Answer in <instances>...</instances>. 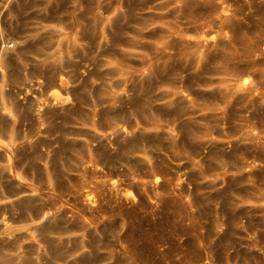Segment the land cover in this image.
I'll use <instances>...</instances> for the list:
<instances>
[{"label": "rangeland", "instance_id": "1", "mask_svg": "<svg viewBox=\"0 0 264 264\" xmlns=\"http://www.w3.org/2000/svg\"><path fill=\"white\" fill-rule=\"evenodd\" d=\"M1 37L0 264H264V0H0Z\"/></svg>", "mask_w": 264, "mask_h": 264}, {"label": "bare ground", "instance_id": "2", "mask_svg": "<svg viewBox=\"0 0 264 264\" xmlns=\"http://www.w3.org/2000/svg\"><path fill=\"white\" fill-rule=\"evenodd\" d=\"M12 42V43H11ZM16 42H17V40H16ZM15 42V40L13 41V39H12V41L11 40H7V39H3L2 37L0 38V45H1V47H0V61L3 63V65H4V67H5V65L7 64V62L8 61H10V60H8L9 59V57H11V55H13V56H17V58H18V54L22 51L19 47H18V45H17V43ZM21 50V51H20ZM24 52V51H23ZM23 54V53H22ZM20 57H21V55H20ZM6 63V64H5ZM9 63V62H8ZM56 70V69H55ZM83 71V70H82ZM4 72V71H3ZM1 73V72H0ZM5 73V72H4ZM2 75V74H1ZM5 74H3V76H4ZM0 79H1V76H0ZM67 80V79H66ZM2 81V80H1ZM3 85V84H2ZM35 85H37L39 88H40V86H42V85H45V86H47V88L49 87V88H51V90H50V92H49V94H46V96L45 97H43V100H41V101H43V104L44 105H46V106H50L51 107V105H62L63 103H65L66 101H68V96H69V94H70V89H69V87L66 85V81H65V79L62 77V76H60V75H57L56 74V71L54 72V71H50L49 73H48V77H47V75L45 74H43V75H39V76H37V78H36V81H35ZM43 87V86H42ZM37 88V87H36ZM9 96V95H8ZM40 100H38V101H40ZM37 101V102H38ZM13 102V101H12ZM40 108V107H39ZM40 112V111H39ZM41 113V112H40ZM39 114V113H38ZM10 115V114H9ZM39 116V115H38ZM1 126L2 125H0V129H1ZM120 131H119V133H124L125 131L123 130V128L122 129H119ZM117 133V132H116ZM115 133V134H116ZM123 135V134H122ZM8 159H10V158H8ZM2 192H3V190H2ZM2 192H0V194H2ZM23 205V204H22ZM25 205H23V206H21L20 208V210H22L21 212H23L25 215H30L29 214V212H31L30 210H31V208H28V206L26 207H24ZM36 208V207H35ZM39 211H41V210H39ZM39 211L36 213V215L39 213ZM42 212V211H41ZM19 213V212H18ZM42 215V214H41ZM59 229V228H58ZM59 231V230H58ZM44 232L46 233V234H49V236H50V234H54V233H58L57 231H56V226L54 227V226H50L49 228H45L44 229ZM43 232V233H44ZM42 233V232H41ZM44 235V234H43ZM48 237V236H47ZM52 238V237H51ZM52 243H51V240H50V242H47L46 244H47V246H48V248H49V250L51 249L52 250V259H53V261L55 260V259H57L58 258V256H59V248H58V246H56V244H55V238L53 237V239H52ZM48 250V249H47ZM46 252V251H45ZM61 253V252H60ZM15 263V262H14Z\"/></svg>", "mask_w": 264, "mask_h": 264}]
</instances>
